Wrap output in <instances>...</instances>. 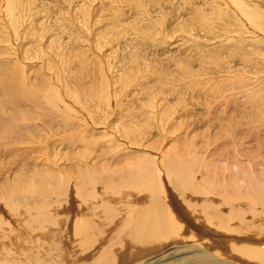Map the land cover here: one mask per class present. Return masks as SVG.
Segmentation results:
<instances>
[{
    "label": "bare ground",
    "instance_id": "1",
    "mask_svg": "<svg viewBox=\"0 0 264 264\" xmlns=\"http://www.w3.org/2000/svg\"><path fill=\"white\" fill-rule=\"evenodd\" d=\"M6 4L16 18L20 14L16 1L6 0ZM113 4L122 9L123 4L128 7L125 11L135 12L134 19H142L137 21L144 26L138 23L137 31L144 38L152 33L146 26L155 21L157 11L154 16L152 8L179 9L181 15L165 28L173 33L182 25L204 33L195 41V57L201 60L197 56L199 61H194L199 67L184 51L174 60L148 56L141 65L138 51L132 48L133 62L140 66L131 71L133 65H124L131 79L138 76L141 81L125 82L122 88H129L117 92L123 67L118 61L101 64L106 52L102 49L112 44L106 31L118 28L117 16L106 6ZM101 10L107 21L97 28ZM7 12L2 11L0 19ZM59 12L63 22L73 23L61 49L50 48L55 39L51 32L32 30L33 20H28L33 26L23 29L14 21L19 29L7 37L33 38L36 51L21 46L34 55L28 57L27 51V60L36 59L37 51L45 49L47 63L39 57L40 67L35 70L42 72L45 61L46 74H27L29 67L23 62L14 68L4 61L2 67L0 62V164L6 161L14 166L21 160L22 166L3 170L4 185H12L0 188V264H126L131 254L139 257L135 264H264V158H241L253 142L264 144V105L253 109L254 104L264 103V0H71ZM130 35L121 39L135 38ZM77 38L84 46H70L72 41L79 43ZM97 66L104 70L102 88L90 82ZM105 88H115L118 95L111 101V120L105 118L102 105L107 101L102 95ZM59 112L65 117L60 114V122H52L49 116ZM180 121L185 122L180 135L189 140L200 131L206 148L190 145L165 160L169 150L161 148L163 138ZM143 122L148 124L145 130L140 129ZM100 135L109 137L101 141ZM98 140L104 144L98 147L102 159L89 164L90 150L84 151ZM33 144L37 145L32 150L44 152L41 155L48 160L42 171L24 168L27 159L18 152V146L31 152ZM68 146L78 151L68 149L77 164L67 167L61 163L69 159L65 158ZM180 240L183 245L176 244Z\"/></svg>",
    "mask_w": 264,
    "mask_h": 264
},
{
    "label": "rangeland",
    "instance_id": "2",
    "mask_svg": "<svg viewBox=\"0 0 264 264\" xmlns=\"http://www.w3.org/2000/svg\"><path fill=\"white\" fill-rule=\"evenodd\" d=\"M1 1H4V2H1ZM16 1V3L18 4V8H17V10H16V12H18V11H20V14H19V12L18 13H16V18L15 17H13L12 16V13L13 12H15V11H12V9H11V7L10 6H6L7 4H6V0H0V7H2V8H0V16H1V14H2V11H9V13H11V15L7 12V14L8 15H6V17H3L2 19H0V26H2V27H0V35L2 36V34L5 36H2V37H0V62L1 61H4L7 65V67L8 68H11V67H18V66H20V64H21V62H23L24 63V65H27L28 67H29V69H27V74H29V75H31V76H36V75H40V76H42V75H44V74H46L47 73V71H48V65L47 66H43V64L45 63V61H44V63H42V67H41V69L40 70H42V72H36V70H35V68L36 69H39L38 67H40V61H39V57L40 58H42L43 57V60H46V63H47V57H46V54H43L44 52H46L45 51V49H39L40 50V52H38L37 51V55L39 56V57H37L36 59L35 58H29V60H27L28 59V57H33L32 55H30V53L32 52V51H36V49H35V47H33V45H31V43H33L32 41H33V38L32 37H29V38H25L26 40H20L19 41V39L18 40H13V39H8L9 38V35H11V34H14L15 33V30L16 29H23L24 28V26H25V28L27 27V26H29V25H32V23H34V26H33V28L35 27V29H32V30H40V29H42V30H44V31H46V32H48V33H46V34H49V35H53L52 37H54L55 36V39L53 38L52 39V45H51V47L50 48H55L56 50L57 49H61V48H63V46L65 45V43H67L68 41H66V39H67V35H68V33H69V31H71L70 29V27L73 25V23L72 24H70L69 22H66L65 23V21L63 22L60 18H59V14L61 13V12H59L60 11V9L62 10L65 6H67L68 4H69V2H71V0H64V1H60L59 0V2L61 3H59L58 2V0H37V1H31V0H24V2H20V0H19V2H18V0H15ZM27 1V2H26ZM68 2V3H66V2ZM72 1H74V0H72ZM121 2H122V0H120ZM39 2V3H38ZM47 2V3H46ZM63 2V3H62ZM65 2V3H64ZM96 2H100V0L98 1V0H96ZM23 3V4H22ZM42 5H41V4ZM47 4H48V6H47ZM50 4V5H49ZM61 6V7H59V5ZM26 5V6H25ZM35 6H39L37 9L35 8ZM54 6H57V7H54ZM63 6V7H62ZM106 6H108V8L110 7V9H112V10H110L109 9V12L110 11H113L114 12V15L113 16H117V20H118V23H117V25L116 26H118V28H117V30H116V27H115V30H116V32H115V30H110L111 31V35H110V31L109 32H107L106 31V33H108L107 35H108V38L110 39V40H112V44L110 43V44H107V45H105L104 46V48L102 49V52L104 53L103 54V56H102V59H101V64L103 63V66H106L104 63H106L107 65L109 64V63H113V64H116L117 63V61L118 62H120V65L123 67V76H122V78H121V82L120 83H122V86L121 87H119V88H117L116 90H117V92H119V90L124 86V84H125V82H126V84L128 85H134L135 83H138V82H140L141 80L138 78V76H136V77H134V80L133 79H131L132 77H131V73H130V69H134L135 67H137L138 68V66H140V64L142 65V63H145L144 61H146V58H148V56H149V58H152V60H161V61H163L164 59H166V57L169 59V57H171L172 56V60H174V58L176 57V58H179V57H181V53L184 51V53H182L183 55L185 54V53H187V55H191L190 57L193 59V62L195 63L196 61H194V60H196L197 58V56H199V55H196V57H195V54H196V45H195V41H197V40H199V35H201V34H204V33H201L202 31H200V30H195V31H191V30H189V29H184V28H186V27H184V26H180L179 27V29H177L176 31H173V33H171L170 31H172V29L169 31V29H167V28H165L166 27V24H168L169 23V21H170V24H171V22H174L175 20H176V18H177V16L178 15H181V14H177V12H178V10L179 9H177V10H173L172 12L171 11H168L169 9H163V10H161L162 8H160V10H159V8L158 7H154V8H152L151 9V12L153 13V15H154V13L156 12V18H154L155 19V21L154 22H151V21H148V22H150V23H148V24H146V26L148 27V30L150 31H147V32H149V33H151V36H149L148 38H144L143 36H144V33L141 35V33L142 32H139V31H137V29H138V26H139V28H141L140 27V25H142V26H144V24H142V23H139L138 21H142V19L140 20V18L138 17L137 18V20L136 19H134L133 18V16H135V12L133 13V11H125V9H128V7H126V6H123V4H122V7H123V9L122 8H118L119 6L117 5V4H113V5H106ZM105 6V7H106ZM5 7V8H4ZM26 7V8H25ZM58 7L60 8L59 10H58ZM120 7H121V5H120ZM4 8V9H3ZM10 10H9V9ZM114 8H118L117 10H115L114 11ZM157 10H156V9ZM6 9V10H5ZM8 9V10H7ZM40 9V10H39ZM41 9H43L42 11H41ZM35 10V11H34ZM47 10H50L51 12H49V11H47ZM55 10V11H54ZM103 10V9H102ZM102 10H101V14H102ZM190 10V9H189ZM10 11H12V12H10ZM22 11V12H21ZM40 11V13H38V12ZM44 11V12H43ZM121 11V12H120ZM159 11V12H158ZM165 13H164V12ZM191 11V10H190ZM30 12H32V13H30ZM43 12V14L44 15H41V13ZM56 14H55V13ZM77 13H80V11H78V12H76V14ZM116 13V14H115ZM130 13V14H129ZM157 13H159V14H157ZM170 13V14H169ZM34 16H33V15ZM38 16H37V15ZM53 14V15H52ZM55 14V15H54ZM175 16V19L174 20H172L173 19V15ZM51 15H52V17H51ZM57 15V16H56ZM104 15L105 14H102V18L103 19H106V20H103L102 21V18H99L100 16H98V18H99V20H100V26L99 27H97V28H100L101 26H103V25H105V23L104 22H106L107 21V16L105 15V17H104ZM168 17H167V16ZM19 16V17H18ZM31 16V17H30ZM46 16H47V18H46ZM76 16V15H75ZM79 15H77L76 17H78ZM151 16V15H150ZM155 16V15H154ZM27 17V18H26ZM30 17V18H29ZM34 17H39L40 19L41 18H43V19H41L42 21H40V19L39 18H34ZM162 17V18H161ZM29 18V19H28ZM32 18V19H31ZM34 18V19H33ZM50 18H51V20H50ZM164 18V19H163ZM23 19V20H22ZM25 19H26V23L23 25V21L25 22ZM35 19L37 20V21H35ZM47 19V20H46ZM56 19V20H55ZM124 19V20H123ZM1 20L5 23V24H3V22H1ZM13 20V21H12ZM28 20H33L32 21V23L30 24L29 23V21ZM43 20H45V21H43ZM51 21V22H49V21ZM58 21V23L56 24V22ZM130 20V21H129ZM159 21L158 23H157V21ZM14 21H16V25L19 27H17L16 28V25L13 23ZM60 21H62L61 23H60ZM122 21V22H121ZM131 21H133V22H131ZM18 22V23H17ZM55 22V23H54ZM102 22V23H101ZM126 22H129V23H127V24H125ZM136 22H137V24H136ZM162 22H163V24H162ZM7 23V24H6ZM47 23H49L48 25H46ZM51 23V24H50ZM53 23V24H52ZM104 23V24H103ZM131 23H132V25H131ZM140 25H139V24ZM61 24V25H60ZM63 24V25H62ZM69 24H70V26H69ZM121 24V25H120ZM130 24V25H129ZM134 24V25H133ZM155 24V25H154ZM53 26V27H51L50 28V26ZM65 25V26H64ZM68 25V26H67ZM37 26V27H36ZM40 26V27H39ZM47 26V27H46ZM132 26H134V27H132ZM158 26V27H157ZM30 27V26H29ZM57 29H56V28ZM59 27V28H58ZM63 27V28H62ZM67 29H66V28ZM96 27V26H95ZM94 27V28H95ZM136 27V28H135ZM53 28H55V29H53ZM60 28H62V29H60ZM70 28V29H69ZM125 28V29H124ZM155 28V29H154ZM131 29H133V30H131ZM135 29V30H134ZM62 30V31H61ZM69 30V31H68ZM165 32H164V31ZM179 30V31H178ZM189 30V31H188ZM53 31V32H52ZM55 31V32H54ZM60 31V32H59ZM119 31V32H118ZM171 33V35L170 36H168L169 35V32ZM182 31V32H181ZM191 31V32H190ZM13 32V33H12ZM50 32H51V34H50ZM133 32V33H132ZM162 32H164V33H162ZM114 33V34H113ZM121 33H123V34H121ZM138 33V34H137ZM153 33H155L154 35H156L155 37H154V35H153ZM157 33V34H156ZM159 33V34H158ZM168 33V34H167ZM179 33V34H178ZM62 35L61 37H60V35ZM67 34V35H66ZM115 34H116V36H115ZM117 34H119V35H117ZM129 34H131L130 36L131 37H135L137 40H134L135 38H130L129 40H126L125 38H127L128 36H129ZM147 34V33H146ZM161 34V35H160ZM184 34V35H183ZM192 34V35H191ZM199 34V35H198ZM64 35V36H63ZM127 35V36H126ZM150 35V34H149ZM162 35H165V36H167V38L165 37V36H163L162 37ZM75 36H78V37H81L80 35H75ZM112 36H114L113 38H111ZM125 37L124 39H121V38H123V37ZM140 36H142V37H140ZM172 36V37H171ZM194 36H195V38H194ZM8 37V38H7ZM50 37V36H49ZM62 37H65V41L63 40V38ZM115 37H117V38H115ZM119 37H120V40H119ZM162 37V38H161ZM61 38V39H60ZM142 38H144V40H142ZM165 38V39H164ZM193 38V39H192ZM128 39V38H127ZM147 41H146V40ZM197 39V40H196ZM75 40V39H74ZM121 40H123V41H121ZM125 40V41H124ZM176 40H177V42H176ZM202 40V39H201ZM204 40V39H203ZM202 40V43L205 41H203ZM18 41V42H17ZM25 41V42H24ZM28 41V42H27ZM30 41V42H29ZM77 41L79 42V43H74V41H72V44L70 43V46H73V47H77V48H80V46L82 47V46H84L83 44H84V42H81V40L80 39H78L77 38ZM127 41V42H126ZM168 41H170V42H168ZM56 42V43H55ZM119 42V43H118ZM121 42V43H120ZM123 42H124V44H123ZM130 42H134V43H131V45H130ZM141 42V43H140ZM208 42H209V40H208ZM83 43V44H82ZM118 45H117V44ZM127 43V44H126ZM129 43V44H128ZM145 43V44H144ZM205 44H206V41L204 42ZM177 44L179 45L178 47H177ZM22 45H24V46H27L26 48H28L29 49V51H30V53H29V51L26 49V51L23 49V51H22V49H21V46ZM29 45H30V47H29ZM56 45H57V47H56ZM113 45V46H112ZM121 45V46H120ZM126 45L128 46V47H126ZM174 45V46H173ZM115 46V47H114ZM118 48H117V47ZM131 46H134V47H131ZM170 46V47H169ZM176 46V47H175ZM10 47V48H9ZM33 47V48H32ZM60 47V48H59ZM120 47V48H119ZM6 48H7V50H6ZM112 48H113V50H112ZM133 48V50L135 51V53H136V51H138L137 52V54H138V57H139V62H140V64H139V62L137 63V62H133V58H134V55H130V53L133 51H131L130 52V49H132ZM172 48V49H171ZM194 48V49H193ZM9 49V50H8ZM11 49H12V51H11ZM32 49H34V50H32ZM115 49H117V50H115ZM175 49H177V50H175ZM185 49H187V51L188 50H190L189 51V53L188 52H185ZM14 50H15V52H14ZM32 50V51H31ZM115 50V51H114ZM119 50V51H118ZM123 50H124V52H123ZM128 50V51H127ZM139 50H140V52H139ZM164 50V51H163ZM173 50V51H172ZM11 53H10V52ZM28 51V52H27ZM110 51H111V53H110ZM114 51V52H113ZM3 52V53H2ZM19 52V53H18ZM20 52H22L21 53V55H20ZM26 52H27V55H28V57L26 56ZM42 52V53H41ZM117 52H118V54H117ZM1 53H2V55H1ZM10 53V54H9ZM15 53V54H14ZM121 53V54H120ZM124 53H127V54H124ZM171 53H173V54H171ZM194 53V54H193ZM34 54V53H33ZM109 54V55H108ZM132 54V53H131ZM141 54V55H140ZM176 54H178V57H177V55ZM194 56H193V55ZM20 55V56H19ZM23 55V56H22ZM106 55H108L109 56V58L110 59H108V56H106ZM142 55H144V57L142 56ZM182 55V56H183ZM45 56V57H44ZM113 56V57H112ZM142 56V57H141ZM147 56V57H146ZM166 56V57H165ZM193 56V57H192ZM117 57V58H116ZM141 57V58H140ZM154 57V58H153ZM156 57V58H155ZM165 57V58H164ZM174 57V58H173ZM16 58H17V61H16ZM26 58V59H25ZM45 58V59H44ZM121 58V59H120ZM131 58L132 60L131 61H129V59ZM143 58V59H142ZM175 58V59H176ZM196 58V59H195ZM199 58V60H201V57L199 56L198 57ZM20 59V60H19ZM34 59H35V61H34ZM142 59V60H141ZM144 60V61H143ZM151 60V61H152ZM171 60V59H170ZM198 59H197V62L199 61ZM19 61V62H18ZM104 61V62H103ZM108 61V62H107ZM114 61H115V63H114ZM4 62H1V66L2 67H4L3 65L5 64ZM15 62V63H14ZM17 62V63H16ZM121 62H123V64L121 63ZM132 62V63H131ZM192 62V63H193ZM191 63V64H192ZM127 67H130L129 65L131 64V68L130 69H128V68H126V66ZM135 64V65H134ZM139 64V65H138ZM196 64H198V63H195V65H194V67L196 66V68H197V66L198 65H200V64H198V65H196ZM10 65V66H9ZM137 65V66H136ZM193 65H192V67H193ZM5 66V67H6ZM135 66V67H134ZM191 66V65H190ZM94 67V66H93ZM194 67H193V69H194ZM199 67V66H198ZM96 69H97V74L96 73H94L95 75H93V79H91L90 80V82L94 85V86H100L101 85V88L103 87V84H100V83H103V82H100L101 81V79H100V77L102 78V76H104V70L102 69V71H100L99 70V68H98V66L96 67ZM128 69V70H127ZM133 69L131 70V71H133ZM126 70V71H125ZM101 72V73H100ZM126 73V74H125ZM96 77V78H95ZM142 78V77H141ZM69 79V78H68ZM72 79H74V78H72ZM71 78L69 79V80H72ZM97 79V82L95 81ZM129 79H131V80H129ZM137 79H139V80H137ZM133 80V81H132ZM102 81H103V79H102ZM131 81V82H130ZM99 82V83H98ZM95 83H98V84H95ZM131 83V84H130ZM125 84V86H127ZM73 86H74V84H73ZM129 87H127L126 89H128ZM106 89V91H103L102 92V95H104V96H106V98H107V101L104 103V104H102L103 105V109H104V113H105V118L107 119H109V120H111V116H112V118H113V115H114V113H113V111L111 112V108H112V106H111V101L112 100H114V97H115V94L117 95V92H115L114 90H115V88H111L110 90L109 89H107V88H105ZM123 90H126L125 88H122ZM74 90V89H73ZM107 90H108V92H107ZM106 92H107V95H110L109 97L106 95ZM118 96V95H117ZM67 98H69V97H67ZM108 98H110V99H108ZM110 100V101H109ZM85 101V100H84ZM75 103H77V102H74V104ZM94 103V102H93ZM87 104L88 105H90V104H92V103H90L89 101L87 102ZM107 104H108V106H107ZM94 105V104H93ZM93 105H90V106H93ZM264 105V103H263V101H261V102H259V103H257V104H254V107H253V109L255 110V111H258L259 110V107L261 108L262 106ZM75 107H77L76 105H75ZM80 107V106H79ZM78 107V108H79ZM106 107V108H105ZM107 107H108V109H107ZM77 108V109H78ZM109 110V112L107 111V110ZM105 110L107 111V112H105ZM92 112H93V109L91 110ZM90 111V112H91ZM60 114H62V116H63V114L64 113H57L56 115L55 114H53L52 116L50 115L49 117H50V119H52L51 121L52 122H60V118L62 117ZM79 114V113H78ZM110 114H112L111 116H110ZM65 115V114H64ZM96 115H99L100 116V111L98 112V114L96 113ZM54 116V117H53ZM58 116H60V117H58ZM68 117L70 116V115H67ZM99 116H97L98 118H99ZM52 117V118H51ZM57 117V118H56ZM63 117H65V116H63ZM71 118V117H70ZM97 118V119H98ZM53 119H55V120H53ZM90 119V118H89ZM107 119V120H108ZM184 121H180V122H176V123H174V125L171 127V128H168V134L163 138V143L165 144H161V148H163V150L165 149V147H168V152H167V155H166V157H165V160H167L171 155H172V153L174 154V153H176L177 151H178V153L177 154H179V153H181L182 151H185L186 150V148H188L190 145L191 146H193V148L195 147V149H198L197 147H199V149L200 150H203L204 148H206V145H205V141H204V138H203V136H202V134H201V132L200 131H196L194 134V137H192V138H190L189 140L188 139H185L183 136H182V134L180 135V133L182 132V130H183V128H185V122L183 123ZM55 123H52L53 125H55ZM95 124V123H94ZM143 125V126H142ZM142 125H141V127H140V129L141 130H145L147 127H148V124L147 123H142ZM183 125V126H182ZM89 127L90 128V126L92 127V125L90 124V125H87L86 124V127ZM94 126H96V124L94 125ZM178 126V127H177ZM175 127V128H174ZM177 127V128H176ZM121 128V127H120ZM144 128V129H143ZM174 128V129H173ZM171 129H172V132H171ZM179 131V132H178ZM171 132V133H170ZM89 133V132H88ZM89 134H91L92 135V133L90 132ZM171 134V135H170ZM201 134V135H200ZM101 137H99L100 138V140L102 141H107V138L109 137H103V135H100ZM197 137V138H196ZM106 138V139H105ZM176 138V139H175ZM183 138V139H182ZM194 138H196L195 139V141L193 140ZM165 139V140H164ZM181 141H180V140ZM201 139V140H200ZM45 141V139H42L41 141H40V143H43L44 141ZM100 140H98V142H95L96 144H93L92 143V146H89V147H87L86 149H85V151H84V153H86V154H88V152L86 151L87 149H88V151H89V154H88V157H89V164L90 163H93L95 160H97L98 158L99 159H102L101 157H98V154H99V148L98 147H102L103 148V146L102 145H104V144H102L103 142H101ZM168 140V141H167ZM177 140V141H176ZM203 140V141H202ZM190 141V142H189ZM201 141V142H200ZM181 142V143H180ZM195 142V143H194ZM198 142V143H197ZM204 142V143H203ZM172 143H174V144H172ZM176 143V144H175ZM180 143V144H179ZM196 143H197V145H196ZM200 143V144H199ZM75 144H77L78 145V143H76L75 142ZM74 144V146L76 147L77 145H75ZM101 144V145H100ZM179 144V145H178ZM36 145L37 144H33V145H31L30 146V148L32 147L33 148V150L36 148ZM40 145V144H39ZM95 145V146H94ZM96 145H97V147H96ZM105 145L106 146H104V147H107V148H109L108 146H107V144H106V142H105ZM174 145V146H173ZM199 145V146H198ZM201 145H202V147H203V149H202V147H201ZM40 146H42V145H40ZM188 146V147H187ZM261 147V148H259V147ZM44 147V146H43ZM61 147V149L62 148H64V146H60ZM93 148V150H92V148ZM173 147V148H172ZM18 152L19 151H22V155H23V157L25 158V159H27V160H24L25 162H24V168L26 167V169H28V168H32L33 166L34 167H37V168H33V169H38V170H43L44 168L46 169V167H48L47 165H48V160L45 158V156H42L43 154H44V152H37V153H35L33 150H32V148L30 149L31 150V152L28 150H25V149H23L22 147H20V146H18ZM20 148H22V150L20 149ZM91 148V149H90ZM172 150H171V149ZM175 148V149H174ZM257 148H259V149H257ZM71 149V151H75L76 150V152L78 151V148H76V149H74V148H70V146H68L67 148H65V151H69V150ZM177 149V150H176ZM250 149L251 150H249L248 152H246V153H243L242 155H241V158L245 161V160H247V161H249V160H251L250 158H251V156H252V158H254V159H261V158H264V150H262V149H264V144H258V143H252V145L250 146ZM25 150V151H24ZM174 150V151H173ZM253 150V151H252ZM258 150H259V153H258ZM32 151H33V153H32ZM43 151V150H42ZM155 151H157V152H160V149L159 150H155ZM176 151V152H175ZM29 152V153H28ZM172 152V153H171ZM19 153H21V152H19ZM17 154V151H16V154H17V158H19L20 157V154ZM69 153V154H68ZM67 153V155L68 156H66L65 158H69V159H67L66 160V164H65V162H62V160H61V165L62 166H74L75 164H77L76 162H72L73 161V158H74V156H73V154L69 151ZM93 153V154H92ZM170 155H169V154ZM250 153V155H248ZM255 153V154H254ZM256 153H257V155H256ZM16 154H15V156H16ZM29 155L27 158L24 156V155ZM42 154V155H41ZM246 154H247V156L249 157H247L246 156ZM253 154L254 155H256V157H254L253 156ZM19 156V157H18ZM33 156V157H32ZM97 156V157H96ZM22 157V156H21ZM35 157H36V159H35ZM85 158V157H84ZM91 158V159H90ZM33 160V162L34 163H36V164H34L33 162L31 163V161ZM43 161V162H42ZM46 163H45V162ZM72 163H71V162ZM93 161V162H92ZM27 162V163H26ZM68 162V163H67ZM18 163H21V160H19V162L17 161V162H15V165H16V167H15V165L13 166L12 164H14V163H10V166H9V164L8 163H6V161L5 162H1V164H0V167H1V169H0V188L3 190V188L4 189H8V188H11V187H8L7 186V188H5L6 187V185H8V184H5L4 185V180L6 181V178H4V180H3V176H4V171L3 170H7V169H9V171L8 172H10V171H13V170H15L17 167L18 168H21L19 165H18ZM64 163V164H63ZM30 164V165H29ZM47 164V165H46ZM2 165H3V167H2ZM7 167H6V166ZM18 165V166H17ZM31 166V167H29V166ZM247 165H248V163H247ZM39 166H41V167H39ZM5 167V168H4ZM8 167H10V168H12L11 170H10V168H8ZM39 167V168H38ZM42 167H44V168H42ZM83 167V166H82ZM80 168V167H79ZM25 169V170H26ZM74 169V168H73ZM27 171V170H26ZM26 171H25V174H26ZM69 171H71V172H73L72 171V169L70 170L69 169ZM5 173H6V171H5ZM34 174H37V172L36 173H34ZM39 174V173H38ZM5 177V176H4ZM25 178V177H24ZM22 180H24V179H22ZM10 186L12 185V183H10L9 184ZM13 187V186H12ZM0 189V190H1ZM2 192V191H1ZM0 192V193H1ZM118 204H116V206H117ZM174 240V239H173ZM100 244V243H99ZM176 244H181V245H183L182 244V242H181V240L180 241H177V243ZM101 245V244H100ZM115 246H117V247H119V248H121V245H119V244H116ZM172 249H174V248H172ZM132 252L133 251V248H131V247H129V252ZM160 251V250H159ZM179 254V253H178ZM138 256L137 257H135V256H133L132 254L130 255V258H128V260H126L125 261V263L126 264H135V262H137V260H138ZM176 263H180V264H182L183 263V261H179V262H176ZM175 264V263H174Z\"/></svg>",
    "mask_w": 264,
    "mask_h": 264
}]
</instances>
